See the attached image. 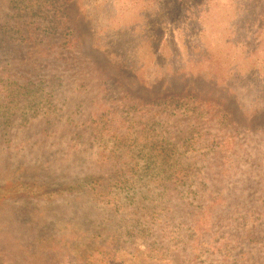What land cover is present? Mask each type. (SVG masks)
<instances>
[{
	"label": "rangeland",
	"instance_id": "374dc122",
	"mask_svg": "<svg viewBox=\"0 0 264 264\" xmlns=\"http://www.w3.org/2000/svg\"><path fill=\"white\" fill-rule=\"evenodd\" d=\"M28 1L0 0V46L26 63H0V185L103 181L7 197L0 264H264V221L241 232L251 216L224 214L236 204L229 190L200 186L226 183L241 169L234 155L252 152L232 128L220 139V111L257 108L264 123V0ZM250 160L234 185L257 204L264 172Z\"/></svg>",
	"mask_w": 264,
	"mask_h": 264
},
{
	"label": "trees",
	"instance_id": "16d2710c",
	"mask_svg": "<svg viewBox=\"0 0 264 264\" xmlns=\"http://www.w3.org/2000/svg\"><path fill=\"white\" fill-rule=\"evenodd\" d=\"M33 1L34 0H29L28 2H29V4H31ZM94 2H95V5H99L96 2V0H94ZM94 2H92L93 8L95 9L94 14L97 18H99L100 17V15H99V11H100L99 9L100 8L96 9V6H94V4H93ZM0 5H4V3L0 2ZM143 38H144V42L138 41V45L143 46V49H144L149 45V40L146 37H143ZM158 44L160 45V42H158ZM138 49H139V47H138ZM138 49L132 50L133 51V55H131L132 57L136 56L137 58H143L144 56H146L145 52L139 51ZM9 52H12V51L5 50L4 48H2L0 46V63L1 64H5L6 65L5 67H7L9 70H16L17 68H19V66H22V65L24 66V63H25L24 61L19 62V60H21L23 58L22 56H19L17 54H11ZM147 53L151 54V51L147 52ZM126 57H128V58L123 63H125V65L130 66V64H129L130 63V57L129 56H126ZM137 58H133L134 63H133L132 67L136 70L144 69L146 67L147 63L142 62L143 59L138 60ZM25 65H26V63H25ZM253 69H254V67H253ZM232 77H235L236 79L240 80V77L236 72H235V74H232ZM240 82H241V80H240ZM225 89H227V88L225 87ZM234 89L236 92L232 90V95L234 96V98L240 99V97L242 96V93H243L242 87L239 86L238 88H234ZM260 97L262 100H264V91H261ZM247 110L248 111L246 113H244L243 115L238 113L236 110L230 111V110L226 109V111H225V109H224V111H220L222 113V117L220 118V130L218 131V133L221 136L220 139L221 138L223 139V137L228 135V132L232 128L234 131L238 132V134L237 133L233 134L234 137L243 136L245 141L247 140V138L253 141V142H249V146L252 149V152H246L247 160H245L246 158L241 152L239 153L240 155H238V156H236L237 153L234 155L235 157H238L239 160L241 159L242 162H239L237 164V166L235 168H233V171L236 172V168L239 166H241V167H239L241 169L239 172H237L236 174H233L229 179H227L226 183H223L222 181L216 180L212 184L200 182V186L203 188H208L210 191L209 193L214 192L218 195V197H221L220 193L222 191H224V188L229 190V192H227V194H228L227 196L232 197V198L229 199L228 201L236 202V204L233 207L226 209V213H224V214H226L227 216L231 215V214H232V216H238V212H239V216L244 217L245 216L243 214V211H244V213L247 216H251V220H253V217L255 214L257 216V218H256L257 223L256 224H254V222H252L251 220L248 219L249 224H245V226H240V228H239V230L241 232L248 230V232H249L248 234H250L251 229H253L254 231L263 232L262 229H263L264 219L260 216V214L262 212H264V197H262V198L259 197L258 203L254 204L257 200V196L255 194H252L251 192L250 193L249 192L244 193L243 191H245L247 189L246 186H242L239 189L234 184H235V181L240 179L239 176H241V177L245 176L246 177V174L243 171V167H244L243 161H249L251 156H252V161L250 160L249 164H256V163L259 164L260 171L264 172V136H262L264 134V123H262L260 120H258L256 118L258 116L260 117V115H261L259 109L249 108ZM234 114H237V115L240 114V117L242 116L241 119L237 120L235 118V116H233ZM244 116L247 117L249 122L253 121V123L249 127H246L243 124V119L245 118ZM256 126H259V129L255 128ZM207 133L205 135H207ZM223 134H225V135L223 136ZM234 137H231L230 135H228L226 138V142H227V139L233 140ZM230 143H232V141ZM222 149L223 148H220V151H222ZM222 153L219 152L218 150H214L212 160L219 161L216 156H220ZM255 156L257 157L256 163H255ZM204 160H209V156H205ZM207 163H209V161H203L202 165L207 164ZM192 165H193V159H186V160H184L183 168L188 169ZM224 170H225V168L222 169L221 175L224 174ZM241 170H242V172H241ZM102 181H103V179L101 176L95 175V176H92L91 179H89V180L86 177H80V178L75 179L71 183H68V184H65L62 186H56V185L51 184L52 187H50V186L45 187V186H41L40 184H38V183H42V182L36 181V180H30V181H28V180L27 181L16 180V182H8V183H5L3 185H0V204L3 203V201H5L7 199V197H10V198L16 197V192H19V191H23L25 193H29V191L35 192L34 195L41 196L40 198H55L56 196L59 195V193H62V192L64 193L67 191L85 190V189L92 187V184H94V183L101 184ZM219 182L221 183L220 186L215 185V183H219ZM192 186H195V185H192ZM192 186H190L189 188H191ZM234 188H235V191H234ZM205 195L206 194H204V193L197 195V196L201 197L200 198L201 203H199L198 206L203 205V198ZM224 195H226V194H224ZM260 198H261V200H260ZM180 204L185 205V203H180ZM236 209H238V210H236ZM200 210L208 211L207 209H203V207ZM215 211L217 213V212H221L222 210L217 209ZM174 212H177V211H174ZM256 213H258L259 216ZM183 214H184L183 212L179 213V220H181L182 222H185L187 219V216H181ZM197 214H199V213H197ZM194 216L199 217V215H194ZM199 219H202L204 221L205 219H208V218H200L199 217ZM174 223L179 224L181 222L176 221ZM161 224H165L167 227L172 226V223L169 224L167 222H163ZM197 224H200V222L198 221Z\"/></svg>",
	"mask_w": 264,
	"mask_h": 264
}]
</instances>
